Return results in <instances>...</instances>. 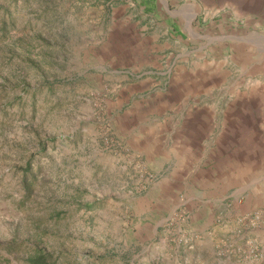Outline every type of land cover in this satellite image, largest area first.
I'll list each match as a JSON object with an SVG mask.
<instances>
[{"label":"rangeland","instance_id":"obj_1","mask_svg":"<svg viewBox=\"0 0 264 264\" xmlns=\"http://www.w3.org/2000/svg\"><path fill=\"white\" fill-rule=\"evenodd\" d=\"M139 2L0 0V264H264V0ZM177 14L184 42L153 56ZM142 85L212 110L190 177L127 157Z\"/></svg>","mask_w":264,"mask_h":264},{"label":"crops","instance_id":"obj_2","mask_svg":"<svg viewBox=\"0 0 264 264\" xmlns=\"http://www.w3.org/2000/svg\"><path fill=\"white\" fill-rule=\"evenodd\" d=\"M218 4L220 10L224 11L225 6L221 2L213 5L210 3L209 6H206L209 10H206L205 14L212 9L218 11ZM138 5L140 12L144 15L151 13V8L152 11L160 10L157 0H140ZM161 6L166 11L169 3L164 4L162 2ZM231 9L234 8L231 7ZM237 11L233 12L236 13ZM160 18L161 23H164L162 25L165 33L163 36L167 40L159 44L153 43L154 47L149 52H154L153 56L155 57L163 58L165 54H161V52L167 50L166 42L172 40V37H175V40H172L174 43H178L180 40L184 41L182 34H180L182 30L179 14L176 17L162 16ZM247 20L249 21V19L245 21ZM215 21H217L215 27L225 23L220 19ZM243 22L244 20H240L236 25L242 26ZM251 23L258 29L255 31L257 34L264 33V19L260 15L253 17ZM208 37V42L205 45H208L211 53L221 52V47L212 45L215 38ZM180 54V51L176 52L175 57ZM165 67L161 74L165 73L167 77H170V74H176L178 65H174L173 61L169 66L166 64ZM142 86L141 90H136L142 91L141 97L139 96L140 99L131 98L134 105L131 109L132 126L130 125L126 134L120 133L130 148L127 157L134 162L136 160L141 161L145 168L153 172H158L162 168L168 169L169 177L164 178L165 180L173 182L174 179H180L182 176L190 177L189 174L196 169L197 164L203 159V153H205V145L201 149L199 143L200 138L205 137L208 133L206 131L211 129L212 110L205 103H199V99L193 98V90L196 89L194 86ZM133 91L131 90L130 94ZM141 116H145L144 123L137 121ZM164 179L163 177L160 178V180Z\"/></svg>","mask_w":264,"mask_h":264},{"label":"trees","instance_id":"obj_3","mask_svg":"<svg viewBox=\"0 0 264 264\" xmlns=\"http://www.w3.org/2000/svg\"><path fill=\"white\" fill-rule=\"evenodd\" d=\"M49 259V253H45L42 249L35 248L28 257L26 264H47Z\"/></svg>","mask_w":264,"mask_h":264},{"label":"built area","instance_id":"obj_4","mask_svg":"<svg viewBox=\"0 0 264 264\" xmlns=\"http://www.w3.org/2000/svg\"><path fill=\"white\" fill-rule=\"evenodd\" d=\"M151 177H152V175H151V174H149V175H148V178H151Z\"/></svg>","mask_w":264,"mask_h":264}]
</instances>
